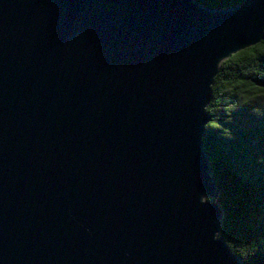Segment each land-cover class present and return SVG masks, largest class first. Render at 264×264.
<instances>
[{"label":"water","instance_id":"obj_1","mask_svg":"<svg viewBox=\"0 0 264 264\" xmlns=\"http://www.w3.org/2000/svg\"><path fill=\"white\" fill-rule=\"evenodd\" d=\"M264 0H0V264H244L204 137Z\"/></svg>","mask_w":264,"mask_h":264},{"label":"trees","instance_id":"obj_2","mask_svg":"<svg viewBox=\"0 0 264 264\" xmlns=\"http://www.w3.org/2000/svg\"><path fill=\"white\" fill-rule=\"evenodd\" d=\"M227 8L246 0H196ZM264 40L223 62L207 108L204 149L224 210V237L244 264H264Z\"/></svg>","mask_w":264,"mask_h":264},{"label":"rangeland","instance_id":"obj_3","mask_svg":"<svg viewBox=\"0 0 264 264\" xmlns=\"http://www.w3.org/2000/svg\"><path fill=\"white\" fill-rule=\"evenodd\" d=\"M255 111L264 117V99L258 102Z\"/></svg>","mask_w":264,"mask_h":264}]
</instances>
